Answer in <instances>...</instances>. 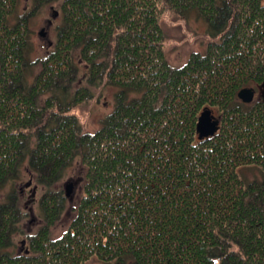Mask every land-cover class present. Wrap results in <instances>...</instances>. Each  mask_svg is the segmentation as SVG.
Segmentation results:
<instances>
[{"label":"trees","instance_id":"1","mask_svg":"<svg viewBox=\"0 0 264 264\" xmlns=\"http://www.w3.org/2000/svg\"><path fill=\"white\" fill-rule=\"evenodd\" d=\"M53 2L33 0L12 21L20 0H0V189L32 172L44 219L27 249L9 250L27 216L12 186L0 202V264H264V96L238 97L264 85V0H63L57 42L30 84L29 19ZM165 12L202 17L206 52L173 66ZM103 84L119 88L115 108L94 133L82 130L71 110ZM207 107L221 127L200 140ZM75 161L80 198L54 236ZM247 166L263 178L247 182Z\"/></svg>","mask_w":264,"mask_h":264},{"label":"rangeland","instance_id":"2","mask_svg":"<svg viewBox=\"0 0 264 264\" xmlns=\"http://www.w3.org/2000/svg\"><path fill=\"white\" fill-rule=\"evenodd\" d=\"M62 3L63 0L48 3L35 10L29 19L31 37L28 57L30 58V65L27 66L26 79H28L30 84L34 82L35 76L42 69L41 59L54 49L55 43L57 42L58 32L63 24V14L61 12ZM33 10V0H20V5L12 21H16L18 17L24 16L25 13H30ZM162 19L164 20L166 29H168V38L166 39L164 50L167 51L169 62L173 66L178 67L184 65L193 52H206V48L212 38L208 34L209 28H207V23L202 17H199L195 12H191L182 17L165 12ZM40 31H43L44 35H41ZM75 61L79 67V85H86L87 65L77 53L75 54ZM76 86L78 85H74V91L77 89ZM251 86L257 90L254 101L260 100L264 95V85L254 83ZM118 91L119 88L117 86H109L106 84L97 88L93 87V98L82 102L81 105L71 110V114H75L80 121L82 130L94 133V131L102 126L105 116L115 108V95ZM212 109L214 114L217 116L220 115L216 108ZM241 174L247 182L263 178L259 166H247L241 169ZM23 176L17 183H10V185L0 189V202L6 201V195L10 192L12 186L17 187L19 191L22 190L23 199L21 206L27 213L22 223L25 232L14 235V242L16 244L9 249L17 253L28 248L26 234L35 232L44 221L39 206V201L43 194V186L41 187L36 183L32 172L26 170ZM83 176L81 164L79 161H75L74 165L66 171L64 178L60 181V185L65 191H67L65 185L67 182L72 183L73 187L70 194L67 195V208L62 214L61 220L55 226L54 236L62 235L74 218V208L80 198ZM31 179L33 180L31 186H27ZM34 186H36L35 192H33ZM24 240L26 242H23ZM88 264L108 263L94 257L90 259Z\"/></svg>","mask_w":264,"mask_h":264},{"label":"water","instance_id":"3","mask_svg":"<svg viewBox=\"0 0 264 264\" xmlns=\"http://www.w3.org/2000/svg\"><path fill=\"white\" fill-rule=\"evenodd\" d=\"M40 34L44 35L43 31H40ZM256 91L257 90H255V87L253 86H245L240 90L238 97L242 102L251 104L255 102ZM220 127V118L213 113V109L207 107L202 110L201 116L197 122V133L200 140L213 137V135L220 130ZM28 185H31V182H29ZM65 185L67 188V195H69L73 185L70 182H67ZM35 191L36 187L33 189V192Z\"/></svg>","mask_w":264,"mask_h":264},{"label":"flooded vegetation","instance_id":"4","mask_svg":"<svg viewBox=\"0 0 264 264\" xmlns=\"http://www.w3.org/2000/svg\"><path fill=\"white\" fill-rule=\"evenodd\" d=\"M255 90H256V88H255ZM256 93H257V91H256ZM264 96V95H263Z\"/></svg>","mask_w":264,"mask_h":264}]
</instances>
